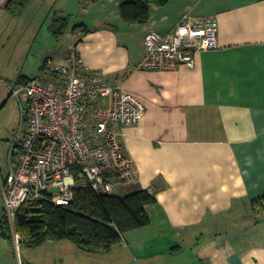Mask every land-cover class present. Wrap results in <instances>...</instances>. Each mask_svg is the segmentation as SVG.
<instances>
[{
	"label": "crops",
	"instance_id": "1",
	"mask_svg": "<svg viewBox=\"0 0 264 264\" xmlns=\"http://www.w3.org/2000/svg\"><path fill=\"white\" fill-rule=\"evenodd\" d=\"M5 2L0 3V39L19 24ZM122 2L61 0L57 11L78 16L60 40L57 62L65 64L73 47L107 84L144 103L138 124L113 126L139 170L137 181L117 185L115 194L144 189L157 203L146 208L150 224L126 232L108 252L88 253L98 259L84 261L67 240L50 243L58 244L53 251L74 252L65 264H264V233L256 230L264 222V204L253 205L264 196V0H171L153 5L146 23L125 22ZM95 6L101 9H88ZM93 10L100 16L91 21ZM186 13L215 19L219 47L198 52L193 68L137 69L147 52V32H168ZM1 58L0 49V63ZM18 78L4 77L0 64V114L12 87L23 85ZM241 227L250 229L249 239H242ZM162 238L170 241L162 246ZM3 252L15 261L11 247ZM56 255L43 264H52ZM33 261L28 257L26 263L39 264Z\"/></svg>",
	"mask_w": 264,
	"mask_h": 264
},
{
	"label": "built area",
	"instance_id": "2",
	"mask_svg": "<svg viewBox=\"0 0 264 264\" xmlns=\"http://www.w3.org/2000/svg\"><path fill=\"white\" fill-rule=\"evenodd\" d=\"M144 41L147 52L137 65L143 70L193 68L198 52L219 47L215 19L190 13L168 32H147ZM42 68L26 84L12 87L14 96L19 98L24 90L28 97L9 149L8 174L0 178L12 226L24 204L50 200L68 205L82 188L111 195L117 185L132 184L139 177L113 126L138 124L146 113L144 103L123 88L107 84L73 47L65 64L48 58ZM52 188L59 190L52 192ZM13 233L18 243L20 237Z\"/></svg>",
	"mask_w": 264,
	"mask_h": 264
},
{
	"label": "trees",
	"instance_id": "3",
	"mask_svg": "<svg viewBox=\"0 0 264 264\" xmlns=\"http://www.w3.org/2000/svg\"><path fill=\"white\" fill-rule=\"evenodd\" d=\"M28 1L6 0L5 8L19 16ZM170 1L125 0L120 4V16L128 23H146L153 5L164 6ZM69 25L68 14L55 12L49 29L56 39H60ZM28 81L27 77L19 75L17 82L26 84ZM156 203V197L144 189L122 196L115 193L103 195L90 188H82L75 191L68 205H57L50 200L43 201L41 205H22L16 213L13 226L4 210L0 235L14 240V231L21 238L20 249L23 245L34 249L47 241L67 240L88 252H108L123 240L126 232L151 223L146 208ZM263 204L264 196L253 202L256 207ZM22 264L27 263L24 261Z\"/></svg>",
	"mask_w": 264,
	"mask_h": 264
},
{
	"label": "rangeland",
	"instance_id": "4",
	"mask_svg": "<svg viewBox=\"0 0 264 264\" xmlns=\"http://www.w3.org/2000/svg\"><path fill=\"white\" fill-rule=\"evenodd\" d=\"M92 1V0H91ZM125 1V0H122ZM61 0H29L28 3L25 5V8L23 9L22 13L19 15L18 19V27L17 30H15L12 35L9 34L7 36H2L0 39V49H1V69L3 71V76H7V78H16L19 75H28V76H37L40 75L43 71V62L48 59L54 57V63L59 64L57 62L58 53L63 49L62 47L58 46L60 44L61 39L63 40L64 36L60 39H56L49 29V26L51 24V20L53 17V14L57 11L56 9L59 7ZM89 6V5H88ZM74 5L71 4L70 8H73ZM111 5L109 9H111ZM88 9H101L99 6H95L94 8H88ZM115 9V7H114ZM118 9V8H117ZM76 14V13H75ZM86 15V14H85ZM70 16V27L75 25V19L78 16ZM87 16V15H86ZM90 19L91 21L96 18L95 16H98L96 11H92L90 13ZM100 16V13H99ZM98 16V17H99ZM81 17H79V20ZM11 32V31H9ZM7 74V75H5ZM14 80V79H11ZM13 83H15L13 81ZM16 87L18 85L15 84ZM9 105L7 109L0 114V168L3 177H6L9 171V149L10 146L14 140L15 135L18 133L21 122H22V107H27L28 105V97L26 95V92L23 90L20 93V98L17 96L12 95L10 97ZM11 137V139H10ZM9 139V140H8ZM58 188H52V192H58ZM4 199L2 195V191L0 188V221L2 218V215L4 214ZM262 216V214L260 215ZM249 224V222H241L237 223L236 225ZM230 224H233L232 222H226L225 225L228 226ZM236 230V229H235ZM242 234V239H249L248 233L249 230L245 227H242L239 229ZM248 230V231H247ZM256 230L262 233H264V222L261 223ZM264 235V234H263ZM20 237V236H19ZM263 237V236H262ZM21 238H19L20 242ZM170 239L168 238H162L158 242L164 246L166 241ZM261 241H264L262 238ZM19 242H16L15 236L14 240L6 239L4 236L0 235V251L1 249L11 247L12 250L15 252V261L12 262L8 259V254L0 253L1 256V262H4V264H8L9 261L12 264H17V256L19 258L18 264H22V262H26L28 257H33L34 261L39 264H43L48 259V255L51 254H57L53 260L52 264H65L70 261V256H74V252L72 254L69 253H57L56 251H53V247H58V244H50L53 241H47L43 245H41L37 249L29 248L26 245L22 246V249H20ZM56 242V241H54ZM74 244V243H73ZM60 246L65 245V247L68 249L67 244H59ZM59 246V247H60ZM78 247V246H76ZM79 248V247H78ZM72 249V248H71ZM80 249V248H79ZM82 258L83 260H94L98 258H94L93 255H88V251L82 250ZM68 252V250H67ZM103 253V252H101ZM18 254V255H17ZM62 257L66 258V260H62ZM88 257V258H87ZM7 260H6V259ZM68 258V259H67ZM69 260V261H67ZM42 261V262H40ZM91 261V262H92ZM98 264H101L102 262L97 261ZM47 264V263H44Z\"/></svg>",
	"mask_w": 264,
	"mask_h": 264
}]
</instances>
